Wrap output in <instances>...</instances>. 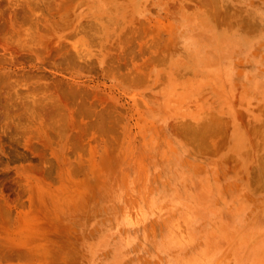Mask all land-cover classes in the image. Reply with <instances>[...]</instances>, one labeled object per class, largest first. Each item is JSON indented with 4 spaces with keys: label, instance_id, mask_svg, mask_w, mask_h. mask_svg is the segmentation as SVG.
Instances as JSON below:
<instances>
[{
    "label": "rangeland",
    "instance_id": "1",
    "mask_svg": "<svg viewBox=\"0 0 264 264\" xmlns=\"http://www.w3.org/2000/svg\"><path fill=\"white\" fill-rule=\"evenodd\" d=\"M191 19L229 41V79L189 47ZM263 25L264 0H0V264H197L206 247L218 264L260 240L236 223L264 220Z\"/></svg>",
    "mask_w": 264,
    "mask_h": 264
},
{
    "label": "bare ground",
    "instance_id": "2",
    "mask_svg": "<svg viewBox=\"0 0 264 264\" xmlns=\"http://www.w3.org/2000/svg\"><path fill=\"white\" fill-rule=\"evenodd\" d=\"M189 21L190 22L187 24H188V27L191 24L193 25L191 27L192 30H190L188 32V34H186L187 36L186 35L185 36L187 37L186 41H187L189 47L191 48V50H193V52L196 54V56L199 58V61H201V63L203 64V66L205 68L212 70L217 75H220V77H225L226 80L229 79L230 74L228 73L227 62L231 58V53H233L231 50L232 47L230 46L229 41L226 38L218 37V35L216 33H214L213 29L210 26H208L209 24L208 25H203L202 23L200 24V22H197L198 20L195 21V19H191ZM209 21H211V20L209 19ZM215 30H217V29H215ZM223 31L224 30H222V32ZM223 34H227V33L224 32ZM240 55H242V54H240ZM220 89L223 91V87L222 88L220 87ZM225 95L226 94H222V92H221V98L219 99V101H218L219 103L217 106L218 112L226 111L225 105L227 104L228 100L226 98L227 96H225ZM215 96H216V94H215ZM263 96H264V93H263ZM193 184H194V186H192V190H193L192 192L194 195L191 196L192 199L186 197V199H184L183 203H182V204L187 203V205H185L186 206L185 210L188 212V214L186 216H184V218L186 219L187 231H193L194 230V226L196 225L197 218L200 217L202 214H204L202 212V210L205 208L206 201L208 198V190H207L208 188L206 186H204L203 183H199L196 181ZM184 196H185V194H184ZM237 218H239V217H237ZM237 218L235 217L234 221L237 220ZM231 220L233 221L232 217L229 220L228 219L225 220L224 225L227 226L228 231H230V233H234V231L236 230V226H231ZM236 224L240 228H242L243 231H245L247 237L253 233H258V234L264 235V220L263 221L259 220L253 226L243 225L239 221H237ZM191 234L193 236L194 235L196 236V232L195 233L193 232ZM187 237L189 238V236H187ZM181 240L184 243L179 246L181 249L180 251H182V249L185 248V240H187V239H181ZM207 242H208V244L206 246L209 245V241H207ZM210 250H211V247H210ZM210 250H209V248L206 247L204 254L201 253L202 252V250H201L200 253L199 252L195 253V255H193L191 257V259H195L198 262L197 264H208L205 262L204 256L208 255L207 253H209ZM230 250L231 251H229V254L227 255L228 257H225V259L222 260L221 262H219L218 264H264V236L260 240H258L257 242H255L253 244L248 242L247 239H245V240H242V239L241 240H233L231 242V249ZM186 259H184V260H186ZM188 259H189L188 261H190V258H188ZM180 264H189V262H186V263L181 262Z\"/></svg>",
    "mask_w": 264,
    "mask_h": 264
}]
</instances>
